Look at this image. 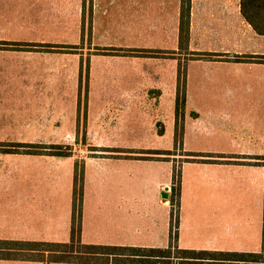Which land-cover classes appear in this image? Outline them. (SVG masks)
<instances>
[{"label": "crops", "instance_id": "1", "mask_svg": "<svg viewBox=\"0 0 264 264\" xmlns=\"http://www.w3.org/2000/svg\"><path fill=\"white\" fill-rule=\"evenodd\" d=\"M182 12V0H0V148L18 150L0 152V241L68 246L71 259L0 264H116L122 257L79 263V245L208 251L194 245L214 222L261 227L264 0H191L189 19ZM178 101L185 103L180 114ZM225 101L248 102L238 114L254 117L257 132L248 145L206 150L202 118L188 113L187 103ZM104 113L114 119L128 113L134 122L98 134L93 116L96 124ZM212 127L206 124L215 141L237 139L213 135ZM30 145L73 153L24 152ZM82 150L96 152L86 157L82 203L74 211ZM128 150L139 151L138 158ZM148 150L169 154L140 158ZM179 151L187 155L182 162ZM183 166L191 167L189 175L181 174ZM175 172L177 219L168 193ZM126 177L140 189L126 188ZM188 183L196 189L188 191ZM187 195L194 200L185 211ZM195 198L216 199L217 207L203 211ZM256 236L253 245L221 252L262 253L264 223L262 238Z\"/></svg>", "mask_w": 264, "mask_h": 264}, {"label": "rangeland", "instance_id": "2", "mask_svg": "<svg viewBox=\"0 0 264 264\" xmlns=\"http://www.w3.org/2000/svg\"><path fill=\"white\" fill-rule=\"evenodd\" d=\"M23 6V4H22ZM85 39H82V45ZM13 45H17L16 43H12ZM57 88L59 89V86H57ZM14 90H21L24 89L23 86H16L13 88ZM207 90H211V87L208 86ZM259 95L256 96V100H258ZM221 104L222 107H218V104ZM188 102L186 106L187 107V112L191 113L193 112L195 115H200L201 122L199 124L200 128L202 126L203 131L205 132V144L207 145L206 150H215V149H220V150H233L234 147L238 144L244 146V145H248L250 143H252V137L255 135V133L257 132L255 129H257V121L255 120L254 117H249L246 114H238V111L240 110L241 112H243L247 106L246 103L248 102H242V103H237V102ZM67 104V103H65ZM125 104V103H124ZM121 105V107H123V105ZM167 104V103H164ZM127 105L129 107L132 106H140V103H127ZM184 108V107H183ZM183 108L181 109H177L178 114H180V112L183 110ZM220 109L225 110L224 114L225 116L222 117L221 114L217 113L218 111H220ZM110 112V111H109ZM128 114V113H127ZM124 114L122 118L119 119H114V117L110 116L112 114H107L104 113L105 116H107L106 118H99L98 121H96L95 124V119L93 116V122H94V129L96 131H98V134H100V132L102 131L103 133H107L108 131L114 132L113 130L115 129H119L121 126H124V124H126V122H134L133 119L128 118V115ZM81 117L82 119L85 121L86 118V107L85 104L82 103V109H81ZM211 123L212 124V131H213V135L216 133H223L224 134V138L226 139L227 137H230L231 134L236 133L237 136H235L237 139H234L233 142L230 143H226V142H219V141H215L213 139H215L214 136H212L211 138L209 137L210 134V129L206 128V124ZM98 126V127H97ZM107 127V128H105ZM197 128L196 125L190 127V131H193ZM190 137L192 138L193 135H191V133H189ZM146 138L148 140L149 138V134L146 133ZM154 138V136H153ZM207 139H210V143L207 141ZM245 140V141H242ZM0 147H2V145H0ZM5 148H0V152H6V151H10V152H16L18 150H14L11 148H8L7 145H4ZM27 150H25L24 152H26ZM40 151H46V152H42V153H49L50 150H40ZM62 152L64 153H68L69 151L67 149L62 150ZM92 152H96L95 150H82L81 154H80V159L78 160L76 166L78 168L77 171V176H78V181H77V187H80L83 193L84 190V163L86 160V157L89 156L90 154H92ZM109 152V151H108ZM112 152V151H111ZM123 152H128L130 153L131 156H129L131 159L133 158H138L136 155L139 153V151L137 150H128V151H123ZM29 153V152H28ZM73 153V151H71V154ZM179 153V154H178ZM176 154H178V156L180 157V162H182L183 160H185L187 158V155L184 154L182 151L178 152ZM140 158L142 159H152V160H164L166 158H163V155H168L169 153H163L160 151H140ZM91 156V155H90ZM208 156V155H207ZM186 157V158H185ZM239 158V157H238ZM188 162V161H187ZM139 167V166H137ZM5 168H0V170H4ZM190 169L191 167L189 166H183L182 168V175H189L190 173ZM179 171V168H178ZM179 172H175V178H174V183L173 186L171 187V190H168V193L170 191V195L171 198L174 199L175 204L173 205V217H175L177 219V215H178V195H179V188H180V177H179ZM130 178V177H129ZM207 179L209 180V177H207ZM126 188H131V189H140L139 187H137L136 184L132 183V180H128L126 177ZM139 182L140 178L136 177V182ZM132 181V182H131ZM82 187H81V186ZM136 185V186H133ZM206 185H209L210 187V183H206ZM75 186V184H74ZM216 187V185H215ZM75 189V187H74ZM186 189L188 191L192 190L194 191L196 189V186L194 185H190V183L186 184ZM167 192V191H166ZM83 197V195H82ZM82 197H81V203H82ZM197 201V206L199 207V209H203V211H208L209 209H216L217 207V200L216 199H201L199 200L198 198H195ZM193 198L191 195H187V199L184 202V208L185 211H188L191 206L193 205ZM80 203V204H81ZM81 207V205H76ZM230 206V205H229ZM234 206V204H233ZM232 206V207H233ZM83 207V206H82ZM202 217H206L207 218V222L210 221L211 215L209 214H202ZM174 218V219H175ZM264 220V213H263V218L262 221ZM217 222H214L213 225V231L211 230H202L201 231V235L196 239V243L194 245L195 249H201V250H208V251H227V250H232V251H239L240 248H242L243 246H250L253 245L255 240L257 239V234L260 235V237L262 238V233H263V223L261 227H254V225H250L247 228L244 227V225H238V224H219V227H217L216 225ZM203 224H197L198 227H200ZM177 225V224H175ZM221 226V227H220ZM176 228V227H174ZM175 230V229H174ZM197 244V242H199ZM15 247V246H14ZM18 248H23V246H19L16 249L18 250ZM34 248V247H33ZM39 248V247H38ZM69 247H55L56 250H62V251H68ZM188 248V247H186ZM15 253V252H14ZM22 254L24 255H30V258H35V254L33 253H25L22 252ZM45 259L50 260V256L48 258L45 257Z\"/></svg>", "mask_w": 264, "mask_h": 264}, {"label": "trees", "instance_id": "3", "mask_svg": "<svg viewBox=\"0 0 264 264\" xmlns=\"http://www.w3.org/2000/svg\"><path fill=\"white\" fill-rule=\"evenodd\" d=\"M191 0H182V20L186 15L187 19L190 17ZM245 17L251 22L252 19L247 15L244 10ZM184 102H177V109L183 108ZM27 151L32 154H45L40 150H50L49 155L57 157L71 156V147L67 146H43V145H30L27 146ZM32 148V149H29ZM67 149L69 152L64 153L62 150ZM10 152V151H6ZM78 168L76 166L75 174V189H74V211L77 209V203H81V197L83 195L82 189L77 187ZM81 186V185H80ZM82 187V186H81ZM178 207H179V195H178ZM172 206L175 204L174 199L171 198ZM76 234V221L74 220L73 227V239ZM75 241V240H74ZM15 246V247H14ZM23 246V248H18ZM34 247V248H33ZM39 247V248H38ZM55 247H68L53 244L43 243H19V242H7L0 241V259L2 260H15L24 259L30 260V255H24L25 253L35 254V258L32 260H44L46 253L50 255L51 262H68L69 251L56 250ZM74 245L71 247L70 254H72ZM79 251L76 252L79 263H92L97 262L99 258H102V262L105 263L111 255L122 256L116 259V264H264V251L262 253H245V252H221V251H195V250H183L178 247L169 246L167 248H116V247H96L79 245ZM264 248V246H263ZM18 251V252H16ZM15 252V253H14ZM55 258H54V257ZM72 256V255H71ZM91 258H89V257ZM94 260V261H93ZM77 261V262H78Z\"/></svg>", "mask_w": 264, "mask_h": 264}]
</instances>
